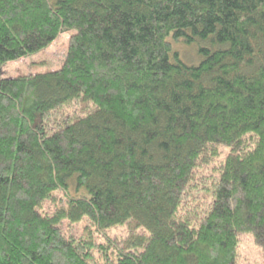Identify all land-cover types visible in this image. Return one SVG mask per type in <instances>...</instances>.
<instances>
[{"label":"trees","instance_id":"1","mask_svg":"<svg viewBox=\"0 0 264 264\" xmlns=\"http://www.w3.org/2000/svg\"><path fill=\"white\" fill-rule=\"evenodd\" d=\"M69 30L0 75V264H264V0H0V70Z\"/></svg>","mask_w":264,"mask_h":264},{"label":"rangeland","instance_id":"2","mask_svg":"<svg viewBox=\"0 0 264 264\" xmlns=\"http://www.w3.org/2000/svg\"><path fill=\"white\" fill-rule=\"evenodd\" d=\"M73 33H75L74 30L64 31L60 33L57 38L45 49L40 50L31 56L6 63L0 70L1 77L15 78L22 75H33L59 69L65 60L68 50L69 37ZM201 46L203 45L199 42H195L193 44L176 43L173 45V50L178 53L180 60L184 63L196 65L201 60V55L199 53V48ZM82 111L83 110L78 106L76 113L80 115ZM207 172H209V168L207 169ZM197 197L200 198L199 203L201 204L208 201L202 193H199ZM47 209L48 211L52 210L50 204L45 203L40 208V211H45ZM81 227L76 230L73 229L72 233L76 232V234H80ZM128 232V225H120L110 228L107 231V234L111 238L122 239ZM240 239L237 264H262L260 247L256 245V243H254L249 236L241 235ZM98 241H102V238L100 237ZM96 257H99V255L96 254Z\"/></svg>","mask_w":264,"mask_h":264}]
</instances>
